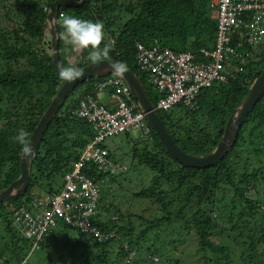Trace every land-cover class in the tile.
Here are the masks:
<instances>
[{"label":"trees","instance_id":"16d2710c","mask_svg":"<svg viewBox=\"0 0 264 264\" xmlns=\"http://www.w3.org/2000/svg\"><path fill=\"white\" fill-rule=\"evenodd\" d=\"M56 1L43 0L42 5H27L20 17L6 13L15 26L10 34L3 30L0 18V191L8 188L21 173L23 150L13 138L23 129L29 142L64 82L53 65V56L44 50L47 34L50 33L45 9H50ZM128 1L132 3L126 7ZM117 9L120 12L118 20L113 18ZM125 9L129 17L123 14ZM213 12L212 0H87L81 7L59 9V13L64 15L102 23L106 38L100 47L106 43L111 45L108 57L96 61L90 59V49H80L79 62L73 66L80 69L101 60L118 61L135 72L145 87L149 78L137 65L136 44L150 48L158 42L174 52L198 55L202 48H209L215 43L217 24ZM0 13H4V9ZM58 35L61 66H72L68 60L72 46L60 21ZM258 63L257 59L249 60L245 73H236L227 81L201 91L197 99L198 108L193 111L180 104L169 111L159 112L162 123L184 152L203 156L218 146L228 120L262 73ZM105 79H90L72 92L43 135L31 166L28 190L8 205L0 204V220L7 224V231L13 238L11 250L0 248L3 264H21L27 256L26 249L31 246L22 233L13 232V206L40 190L50 194L56 192L57 189L51 187L52 179L63 176L93 138V133L82 130L81 126L88 124L75 117L73 111L80 100L94 95L95 84ZM146 89L155 106L161 95L155 89L154 95H151ZM24 101L28 102L25 106ZM148 127L150 139L139 138L141 147L131 151L132 164L127 168L121 163V175L134 169H148L153 175L150 185L143 187L136 194L137 198L158 203L166 215L161 222L171 225L187 220V225L193 224L192 231L199 241L200 252L204 254V264H233V247L236 249L239 246L249 248V264H264V197L255 199L249 187L258 191L259 184H264V93L241 126L232 149L212 167L193 168L178 162L164 149L150 124ZM111 155L115 156L112 151ZM87 171L91 176L103 177L93 166H89ZM110 180L115 181V176H111ZM227 191L230 192L226 195ZM231 191L232 198L229 197ZM104 196L101 197L100 212L92 222L103 231H114L115 236L101 243L86 233H79L75 239V248L87 252L91 248L97 249L99 256L96 264H106L114 246L112 254L118 251V259L125 260L155 231V224L159 221L150 223L135 234V226L124 216L117 215L120 221L128 222L129 227L103 216ZM175 204L180 207L174 208ZM215 211L224 224L231 226L229 232L236 234L227 239L232 240L233 247L226 242H213L212 237L220 227L212 218ZM60 226V230H54L49 237L74 231L66 225ZM123 242L128 243L127 249ZM261 249L262 254L259 253ZM84 263L91 264V261Z\"/></svg>","mask_w":264,"mask_h":264},{"label":"built area","instance_id":"2783aa9c","mask_svg":"<svg viewBox=\"0 0 264 264\" xmlns=\"http://www.w3.org/2000/svg\"><path fill=\"white\" fill-rule=\"evenodd\" d=\"M212 5L216 40L200 54L174 52L158 42L150 48L136 44L137 65L161 95L157 111L166 112L180 104L193 111L198 108L201 91L236 73H245L249 60H264V0H212ZM94 89L95 94L80 100L73 111L93 129V138L71 162L61 187L53 194L40 190L13 206V224L31 243L32 252L60 225L89 234L100 243L115 236L114 231H103L92 222L100 212L103 190L111 187L109 178L122 169L103 143L131 131L147 141L151 132L145 113L123 78L108 77L97 82ZM104 95L109 97L106 102ZM89 166L103 177L89 175Z\"/></svg>","mask_w":264,"mask_h":264},{"label":"rangeland","instance_id":"374dc122","mask_svg":"<svg viewBox=\"0 0 264 264\" xmlns=\"http://www.w3.org/2000/svg\"><path fill=\"white\" fill-rule=\"evenodd\" d=\"M131 3L132 2L128 1L126 3V7H128ZM42 4H44L43 0H0V12L4 9V13H0L3 30L10 34L15 27L14 23L7 17L6 13L20 17L26 11L27 5L38 6ZM115 13L116 15L113 18L118 20L117 18L120 14L118 9ZM123 14L126 17H129V15L126 14V9L123 10ZM104 38H106V35H104ZM70 46H72V48H69L68 60L70 62H68L73 66L74 64H78V58H80L81 51L79 48L74 47L71 43ZM44 50L48 54L53 55L51 33L47 34V46L45 45ZM42 53L43 52H41V54ZM145 84L149 93L154 95V90L150 87V85L148 83ZM82 86L83 85H81V87ZM79 89L80 88H78L77 91H79ZM108 99V95H104L102 98L103 102H106ZM27 103V101H24V106ZM81 127L82 130L85 129L90 133H94L93 129L88 125ZM139 138L140 137L135 132L131 131L128 134L122 133L116 137L108 138L104 141L103 145L114 153L115 156L112 157L113 160L115 159L120 164L122 163L124 167L129 168L133 159L131 153L132 149L137 150L141 145H139V141H141ZM152 176V173L148 169H134L130 173H124L123 175L116 174V183L113 184L115 181L110 183L111 187L108 188L109 191L106 189L103 190V195L106 197L105 201L102 202L103 205H105L102 209L103 216H108L109 219L113 218L115 221L119 222L120 225L129 227L128 222L122 220L120 221L119 219L121 215L124 216L127 218V221L130 220L135 226V234H139L147 227V225H150V223L153 224L159 220L155 224V231H153L147 239L131 253L129 257L125 260L124 258H121L123 259V262H121V259H118L117 257L118 251L112 254L114 246L109 254L110 259L106 264H204V254L200 252L199 241L192 231L193 224L187 225V220L178 221L177 223L174 222L171 225L164 221L161 222L160 220H163V218L166 217L165 213L161 209V206L154 201L137 198L136 194L139 193L143 187H148L150 185ZM52 180L54 182L51 183V187L54 189H59L63 184V176L58 175ZM43 184L45 185V181H43ZM259 185L260 187L258 191L249 186L252 193L251 195L255 199L264 197V189H261L264 188V184L262 183ZM166 191L168 190L166 189ZM228 192L230 191H227L226 195ZM232 195L233 192L231 191L229 197L232 198ZM9 202L10 201L3 204L6 206ZM179 207V204L174 205V208ZM220 208H222V206ZM117 215H119V217ZM212 218L220 225L217 229V234L212 237L213 242H226L231 245L232 240L228 241L227 239L236 236L233 232H229L231 226L226 223L224 224L223 219L216 211L212 213ZM147 222L149 224H147ZM60 227L61 226H59L56 230H60ZM12 229L14 233L19 234L16 226L13 225ZM221 231L226 234L220 233ZM78 234L79 233L76 231H71L69 234L65 232L57 233L54 235L55 237H47L43 246L33 252L31 251L32 247L29 246L26 249L27 256L21 264H85L84 262L86 260H90L91 264H96V259L99 256L97 249L91 248L90 251L87 252L83 249L75 248V239L78 238ZM238 242L242 243L241 241ZM12 243L13 238L7 231V224L0 220V248H9L11 250ZM123 243L124 247L127 249V247H129L128 243ZM117 249L119 248L117 247ZM233 249V264H249L248 256L250 252L248 247L239 246L236 249L233 247ZM262 252L263 249H261L259 253L262 254ZM0 264H3L1 258Z\"/></svg>","mask_w":264,"mask_h":264},{"label":"water","instance_id":"95a60500","mask_svg":"<svg viewBox=\"0 0 264 264\" xmlns=\"http://www.w3.org/2000/svg\"><path fill=\"white\" fill-rule=\"evenodd\" d=\"M86 2L87 0H82L81 3H76L75 0H58L52 4L51 11L47 16V23L49 25L53 42V65L58 73L59 69L62 67L60 62L58 35L59 9L65 7H81ZM121 64L123 63L114 60H101L80 69L82 76L79 78L73 81L64 80L63 85L53 98L51 104L43 114L29 139L34 151L29 155H25L23 152L21 156V173L19 178L12 182L8 188L0 191V204L23 196L26 193L31 184V166L36 158V153L44 133L72 92L78 87V85L90 79L110 75L122 77L132 90L135 100L137 101L140 109L145 113L151 128L157 135L164 149L178 162L193 168L212 167L218 164L228 154L239 135L241 126L264 93L263 69L262 73L250 89L247 97L237 108L235 114H233L228 120L224 134L218 146L209 154L203 156H192L184 152L175 143L167 128L162 123L159 113L156 111L153 103L151 102L148 91L141 82L140 78L125 64H123L124 68H121ZM110 66L115 67L116 70L113 71Z\"/></svg>","mask_w":264,"mask_h":264},{"label":"clouds","instance_id":"9594fccd","mask_svg":"<svg viewBox=\"0 0 264 264\" xmlns=\"http://www.w3.org/2000/svg\"><path fill=\"white\" fill-rule=\"evenodd\" d=\"M75 2L81 3L82 0H75ZM45 10H47V12H48L47 16H48L49 12L51 11V8L50 9L46 8ZM60 14L61 13H58L59 21H60L62 27L64 28L65 33L69 37L70 43L74 47L82 49V50L90 49L91 50L90 59L93 61L99 60L101 57H105V58L108 57L111 45L106 43V44H104L103 47H100L102 41L104 40V31H103V24L102 23H100L98 21L94 22L91 20H84V19H81L77 16H73V15H69V14H65V15L60 17ZM213 18L215 19V8H214V12H213ZM47 25H48V23H47ZM48 29H49V25H48ZM49 32H50V29H49ZM263 65H264V60L261 63H259V67L262 68V71L264 69ZM110 67H112V66H110ZM120 67L124 68V65L121 64ZM82 68H80V69H82ZM80 69H78L75 66L61 67L59 69V77L61 79L67 80V81H73V80L79 78L80 76H82V72L80 71ZM112 70L115 71L116 68L112 67ZM111 76H116V75H110V76H104V77L108 78ZM117 77H119V76H117ZM156 106H157V104L154 106L155 109H156ZM157 112L159 113L160 111H157ZM13 139L16 143H18L21 146L25 155H29L31 152L34 151L31 143L28 142V140L26 139V133L23 129H21ZM114 161L116 163L120 164L115 159H114ZM120 173H121V171L118 174H120ZM110 181L111 180L109 178V183H112ZM114 183H116V181L113 182V184ZM107 190L109 191V189H107Z\"/></svg>","mask_w":264,"mask_h":264}]
</instances>
